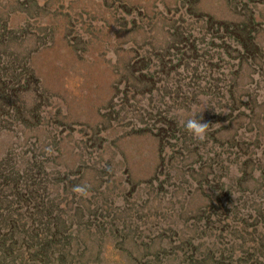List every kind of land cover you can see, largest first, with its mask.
Returning <instances> with one entry per match:
<instances>
[{
  "label": "rangeland",
  "instance_id": "1",
  "mask_svg": "<svg viewBox=\"0 0 264 264\" xmlns=\"http://www.w3.org/2000/svg\"><path fill=\"white\" fill-rule=\"evenodd\" d=\"M193 109L203 140L178 122ZM13 166L42 170L67 225L85 211L72 264L230 248L264 199V0H0V171Z\"/></svg>",
  "mask_w": 264,
  "mask_h": 264
},
{
  "label": "trees",
  "instance_id": "2",
  "mask_svg": "<svg viewBox=\"0 0 264 264\" xmlns=\"http://www.w3.org/2000/svg\"><path fill=\"white\" fill-rule=\"evenodd\" d=\"M31 171L28 169L23 173L15 166L6 174L0 171V264H72L77 256V244H84L85 241L81 235L82 228L73 232L71 228L76 219L84 217L85 211L71 214L73 222L67 225L68 216L56 211V201L50 199L48 193L45 195L46 187L42 185L43 180L45 183L47 180L42 179V170ZM241 206H236L235 211L240 212ZM248 206L256 212L250 211L248 218L243 214L244 217L240 216L242 219H237L242 225H237L238 229L234 230L230 248L227 242L223 243L225 246H219L216 241H210L203 256L199 254L198 259L192 257L198 261L197 264L210 261L222 263L223 258L227 259L225 251L228 249L230 258L237 260V264L250 260L254 254L261 255L264 248V199L259 206ZM207 224L209 226L201 237L214 234L211 223L207 221ZM198 229L195 232L199 233ZM193 247L199 253V244L193 243ZM238 250L243 254L235 258Z\"/></svg>",
  "mask_w": 264,
  "mask_h": 264
},
{
  "label": "clouds",
  "instance_id": "3",
  "mask_svg": "<svg viewBox=\"0 0 264 264\" xmlns=\"http://www.w3.org/2000/svg\"><path fill=\"white\" fill-rule=\"evenodd\" d=\"M197 113L200 112H197L195 109H193L192 115L187 119L184 118L183 113H177L179 117L178 122L195 138L203 140L205 139L209 124L201 122V119H197ZM73 191L81 196H86L88 193L87 186L84 185L74 186Z\"/></svg>",
  "mask_w": 264,
  "mask_h": 264
}]
</instances>
